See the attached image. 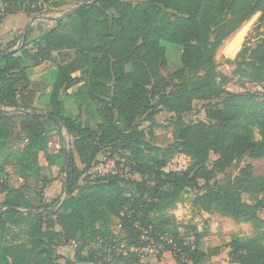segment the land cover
Segmentation results:
<instances>
[{"label": "trees", "instance_id": "16d2710c", "mask_svg": "<svg viewBox=\"0 0 264 264\" xmlns=\"http://www.w3.org/2000/svg\"><path fill=\"white\" fill-rule=\"evenodd\" d=\"M62 6L60 0H2L0 24L10 15L31 18ZM258 12L262 24L264 0H94L36 36L30 28L25 38L20 35L0 47L1 56L21 40L19 50L0 60V146L16 136L20 117L28 141L18 163L20 178L40 175L42 154L49 168L60 165L65 192L69 161L68 197L57 210L43 202L42 193L26 186L5 183L1 188L5 199L0 202V264H59L56 250L71 243L76 245L74 260L64 258L66 264H140L142 231L137 222L151 227L156 240L174 238L186 256L175 254L178 264H200L207 257L200 249L201 236L196 235L192 249L184 236L160 231L154 222L155 215L174 208L192 188L202 191L194 204L204 211L263 225L258 212L264 201L250 205L240 192L264 193V138L255 137L256 129L264 130V103L253 94L225 92L215 60L224 41ZM165 43L183 49L182 69L173 84L162 73L167 66ZM46 63L56 65L50 112L34 107L28 76V70ZM234 64L237 76L264 82V38L256 47L242 46ZM64 95L85 104L86 123L64 109ZM199 100L207 102V120L186 123L183 115ZM163 110L175 115L172 127L177 131L167 147L156 144L154 133L163 127L156 119ZM53 117L76 137L70 151L50 153L52 135L46 122ZM103 149L111 156L127 152L126 164L141 179L97 174L95 180L82 182ZM174 153L189 157L192 164L181 172H164L167 156ZM211 153L218 158L209 168ZM76 154L84 170L77 167ZM244 159L246 165L234 180H218L219 173ZM40 177L44 187L57 178ZM114 219L122 225L118 233L111 229ZM21 224L26 225V239L9 243L4 228ZM228 248L236 264H264L262 238L235 237Z\"/></svg>", "mask_w": 264, "mask_h": 264}, {"label": "rangeland", "instance_id": "374dc122", "mask_svg": "<svg viewBox=\"0 0 264 264\" xmlns=\"http://www.w3.org/2000/svg\"><path fill=\"white\" fill-rule=\"evenodd\" d=\"M90 2L89 0H60L63 4L62 7L50 12H46L43 15H36L28 18L27 23H30L32 28L31 36H36L40 32L53 27L58 22L47 21L45 17L56 18L72 9L76 8L80 4ZM135 3H137L135 1ZM2 8L0 6V12ZM262 13H256L251 20H249L239 31L233 34L230 38L224 41L221 48L218 50L215 60L218 67L219 78L218 82L225 92L235 94H250L256 96V101L260 104L264 103V82H258L246 77L237 76L235 73L236 66L234 64L240 49L245 46L256 47L260 40L264 38V23L261 24L260 17ZM35 18H40L36 20ZM42 18V19H41ZM23 26L21 31H17L16 36L11 38L20 37V34L24 31ZM10 28V27H8ZM9 30V29H7ZM28 31V30H27ZM9 45V44H8ZM21 40H18L15 45L12 46L10 51L19 50ZM164 46L167 49V66L163 68V75L173 84L177 82L175 73L182 69V52L183 49L179 45L172 43H165ZM11 47V46H10ZM56 65L46 63L39 67L28 70V76L31 80V89L35 94L34 107L37 110L44 112H50L53 110L51 102L49 100V94L52 91V82L54 80ZM78 87L71 89L70 94L75 93ZM64 109L73 117L78 118V121L86 123L89 118V113L85 104L76 100L73 96H61ZM220 100H215L218 102ZM207 102L195 101L193 108L190 112L185 113L183 118L186 123L206 121V107ZM7 110V108H6ZM7 111H11L14 116L19 115L20 112L8 107ZM157 122L163 127L155 129V142L158 146L167 147L172 144L176 137L177 131L172 127L175 115L163 110L156 116ZM18 127L16 129V136L11 139L6 146H0V191L4 184L12 188H20L26 186V189L36 190L42 193L43 202L57 210L60 204L67 199V194L63 191V181L65 175L60 171V165L52 168L48 167L46 158L41 154L40 164L41 173L38 176H31L27 180H23L19 176L18 163L20 162L22 153L28 145V141L25 135L20 129V117H17ZM91 126L96 128V124L91 121ZM48 133L52 135L51 143L49 145V151L52 154H56L65 148L70 151L73 149L75 136L69 135L64 127H62L56 120L47 121ZM148 124L144 127L147 128ZM148 132V129H146ZM255 137L257 141H262L264 138V130H255ZM107 150L103 149L97 160H103L106 157H111L119 162L126 161L129 154L123 152L111 156ZM77 167L80 170H84L85 166L80 163L78 155ZM218 156L211 153L208 167L211 168L213 163L217 160ZM247 159L236 162L233 167L225 173L218 174V180L222 183L234 180L239 175L240 169L246 165ZM262 162H258L260 165ZM192 161L189 157L182 153H174L167 156V166L164 172L176 171L181 172L186 170ZM262 165V164H261ZM94 169L83 173L82 182H89L95 180L98 176ZM48 175L50 178L57 176L55 180L47 187H44L41 183V177ZM130 179L140 180L141 177L137 173H132ZM200 185H204L203 180L199 181ZM130 190L131 188L128 187ZM202 191L198 189H187L181 196L180 200L176 203L174 208L157 214L154 216L156 224L159 225V230L166 233H177L181 237H189L191 234L201 236L200 249L207 254L205 260L200 264H236L229 258V242L239 237L243 240L262 238L264 243V224L257 225L252 222L235 220L233 218L222 216L220 213L206 212L202 208L195 206L194 199L201 195ZM243 201L250 205H257L260 201H264V193L251 194L247 191L240 192ZM5 199V194L0 192V202ZM3 210V209H2ZM259 217L264 222V206L259 210ZM118 220L114 219L111 226L112 231L118 233ZM7 240L11 244L20 242L26 239V225L20 226H6L5 228ZM142 236V234H141ZM152 236V231H151ZM75 243L64 248H58L56 254L61 256L59 264H66L64 258H70L74 260ZM97 248V246H94ZM94 247L93 250H94ZM98 250V249H95ZM80 264V263H77ZM87 264V263H83ZM94 264V263H89ZM140 264H178L175 255L170 252L159 253L157 255L142 257Z\"/></svg>", "mask_w": 264, "mask_h": 264}, {"label": "built area", "instance_id": "2783aa9c", "mask_svg": "<svg viewBox=\"0 0 264 264\" xmlns=\"http://www.w3.org/2000/svg\"><path fill=\"white\" fill-rule=\"evenodd\" d=\"M93 169L95 173H98V175L102 177L116 176L125 180H129L131 174L133 173L131 167L126 164V161L119 162L111 157H106L103 160H97L93 165L92 170ZM121 227L122 225L118 224L119 230ZM136 227L142 231L141 245L138 249V252L142 255V257L157 255L165 252H170L174 255L180 253L183 256V259L186 257L182 248L172 236H161L159 240H156L151 236V227H142L140 222L136 223ZM185 245L195 249L194 235L191 234L189 237L185 238ZM123 247L124 244H121L120 248Z\"/></svg>", "mask_w": 264, "mask_h": 264}, {"label": "crops", "instance_id": "0c3cea01", "mask_svg": "<svg viewBox=\"0 0 264 264\" xmlns=\"http://www.w3.org/2000/svg\"><path fill=\"white\" fill-rule=\"evenodd\" d=\"M2 5V0H0V6ZM28 17L24 13H18L14 15H10L5 18L4 22L0 24V47L5 48L8 47V44H11L14 39L16 38H11V36H16L17 31H21L22 27H24V31L20 35H24L23 37L25 38V35L29 31L30 23H27ZM47 21H50L47 19ZM54 22V21H53ZM29 26V27H28ZM10 27V28H8ZM9 29V30H7ZM28 30V31H27ZM83 264V263H80ZM89 264V263H87Z\"/></svg>", "mask_w": 264, "mask_h": 264}, {"label": "water", "instance_id": "95a60500", "mask_svg": "<svg viewBox=\"0 0 264 264\" xmlns=\"http://www.w3.org/2000/svg\"><path fill=\"white\" fill-rule=\"evenodd\" d=\"M94 0L90 1V2H87L85 4H80L79 6H77L76 8L72 9L71 11L59 16V17H56V18H52V17H45V19L47 20H50V21H54V22H60V21H63V20H66L67 18H69L70 16L74 15L79 9H81L82 7H84L85 5L93 2ZM36 20H39L40 18H35ZM42 19V18H41ZM29 27V26H28ZM15 51H10V52H7L3 55L0 56V60L2 58H4L5 56H8L12 53H14ZM54 118V117H53ZM57 122H59L60 124H63V122L60 120V119H57V118H54ZM65 171H66V182H65V193L68 194V191H69V180H68V176H69V161L68 159H66V164H65ZM65 200L62 202L64 203ZM1 211V210H0Z\"/></svg>", "mask_w": 264, "mask_h": 264}]
</instances>
